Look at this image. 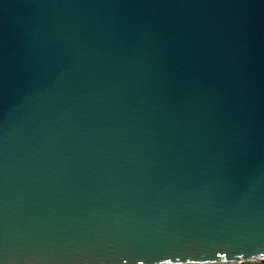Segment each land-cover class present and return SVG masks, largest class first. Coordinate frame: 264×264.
I'll return each mask as SVG.
<instances>
[{
	"label": "water",
	"instance_id": "1",
	"mask_svg": "<svg viewBox=\"0 0 264 264\" xmlns=\"http://www.w3.org/2000/svg\"><path fill=\"white\" fill-rule=\"evenodd\" d=\"M264 260V0H0V264Z\"/></svg>",
	"mask_w": 264,
	"mask_h": 264
},
{
	"label": "rangeland",
	"instance_id": "2",
	"mask_svg": "<svg viewBox=\"0 0 264 264\" xmlns=\"http://www.w3.org/2000/svg\"><path fill=\"white\" fill-rule=\"evenodd\" d=\"M258 259H252L247 261H230V262H213V263H203V264H256Z\"/></svg>",
	"mask_w": 264,
	"mask_h": 264
},
{
	"label": "trees",
	"instance_id": "3",
	"mask_svg": "<svg viewBox=\"0 0 264 264\" xmlns=\"http://www.w3.org/2000/svg\"><path fill=\"white\" fill-rule=\"evenodd\" d=\"M256 264H264V260H258Z\"/></svg>",
	"mask_w": 264,
	"mask_h": 264
}]
</instances>
